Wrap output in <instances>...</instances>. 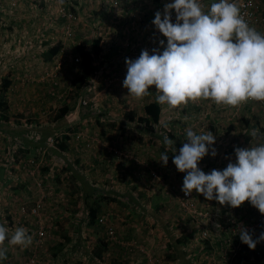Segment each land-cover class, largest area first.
<instances>
[{
  "label": "rangeland",
  "instance_id": "obj_1",
  "mask_svg": "<svg viewBox=\"0 0 264 264\" xmlns=\"http://www.w3.org/2000/svg\"><path fill=\"white\" fill-rule=\"evenodd\" d=\"M172 2L0 0V84L6 74L12 82L5 94L11 121L0 117V224L9 229V238L17 227L27 229L32 238L27 247L9 246L5 241L7 259L0 264H88L91 232L82 224L83 212L78 216L71 211L85 210V200L95 209L107 197L112 203L106 207L115 204L124 214L130 213L128 219L120 216L116 220L137 228L148 226L130 244L135 252L130 260L175 264L168 260L170 256L177 264L264 263V241L252 250L239 236L245 228L258 239L264 232V215L247 201L232 208L208 201L195 191L190 196L192 207L186 209L182 191L186 174L177 170L174 153L164 143L171 133L186 141L188 128L197 134L211 131L217 155L209 152L198 167L206 174L223 170L236 162L235 149L264 144V116L259 107L246 103L231 107L201 99L177 108L161 104L160 121L150 127L118 121L127 111L143 115V106L154 99L153 89L157 95L155 86L142 99L129 95L123 87L125 60L137 59L145 49L150 54L153 49L163 51L159 42L163 40L166 47L167 40L152 21L157 11L163 14L165 5ZM199 2L208 12L206 0ZM64 12L74 19L68 22ZM95 39L100 41L101 52L92 57L93 77L77 87L78 50L90 52ZM140 40L147 47L140 46ZM59 43V54L43 62L42 53ZM76 96L78 106L61 117L59 108ZM253 130H257L255 137ZM62 133L79 137L70 140L76 153H60L56 148ZM35 135L41 138L34 140ZM98 153L110 157L98 159ZM163 153L168 155L166 166L161 161ZM109 178L113 188L108 194L104 183ZM134 196L137 205L123 204V198ZM153 196L164 207L161 219L147 213V200ZM183 233L190 235L186 251L177 243ZM174 242L178 245L172 250L168 244ZM76 249H81V260L73 255L80 252Z\"/></svg>",
  "mask_w": 264,
  "mask_h": 264
},
{
  "label": "clouds",
  "instance_id": "obj_2",
  "mask_svg": "<svg viewBox=\"0 0 264 264\" xmlns=\"http://www.w3.org/2000/svg\"><path fill=\"white\" fill-rule=\"evenodd\" d=\"M175 12V23L172 12ZM166 38L159 42L163 51L142 50L135 59L125 60L127 74L123 87L129 95L142 99L155 86L156 102L169 108L186 105L189 101L211 100L217 105L238 107L249 100L264 101V34L250 27L240 9L229 0L212 3L207 13L199 0H173L157 11L152 21ZM257 135L253 130L252 136ZM187 142L176 154L174 141L167 136L164 143L173 154V164L185 173L182 191L191 196L193 191L208 201L239 208L246 201L264 215V144L235 149L236 162L223 170L213 169L206 174L198 164L211 152L216 137L211 131L202 134L186 129ZM166 166L167 153L161 155ZM214 227L220 230V225ZM9 229L0 224V260L7 259L9 246L27 247L32 238L24 227ZM240 240L254 250L264 241L241 228Z\"/></svg>",
  "mask_w": 264,
  "mask_h": 264
},
{
  "label": "crops",
  "instance_id": "obj_3",
  "mask_svg": "<svg viewBox=\"0 0 264 264\" xmlns=\"http://www.w3.org/2000/svg\"><path fill=\"white\" fill-rule=\"evenodd\" d=\"M215 2H218V0H206V3H204V4H206L208 6V8H210L211 4L215 3ZM263 5H264V0H260V6H261V10H262V18L264 20V6ZM204 12L206 13L207 11H204ZM19 25H21V24H19ZM257 31L260 32L261 34H264V21L257 28ZM143 36H144V32L143 31L139 32V37L142 38ZM28 40H31V39H28ZM31 42L33 44L32 40H31ZM143 42H144L143 40H140L138 42V44H140V46L147 47L145 44H143ZM152 92H153V98L154 99H152L151 101L156 100V96H157V95H154L155 94L154 89ZM160 106H161V115H162L163 109H162L161 104H160ZM120 119H123L122 120L123 125L129 124L122 117L119 118L118 121H120ZM211 120L214 121L215 119H211ZM212 121H210V122L213 123ZM62 134H64V133H62ZM33 138H34V140H37L38 138H41V136L35 135V137H33ZM72 138L79 139V137L77 135L75 137H71L70 140ZM29 140H33V139L29 138ZM70 140L68 142L69 143V150L66 152H70L71 154H74L77 152L78 149L74 148V145H73L74 143L73 142L71 143ZM85 150L86 149H84L82 151L85 152ZM108 150H110V149H108ZM60 153H65V152L60 151ZM97 156H98V159H99V157H101L102 159H104L106 157H110L108 155H105L104 153H98ZM109 179L110 180L107 181V183L109 185L104 183L106 185V190H107L108 194H109V192H112V188H113L112 178H109ZM104 180H106V179H104ZM127 198H123V204H128V201H131L133 204H136V205L139 203L138 198L135 196L130 197L128 199ZM110 200L111 199H108V197H107V199H105V201L103 200L104 202H100V204L95 207V209L97 210V214H98L97 219H99L100 217L106 218V220L104 221L103 224L96 223L95 225H91L89 223V221H88L89 212L88 211L92 207L91 206L89 207L88 201H86V200H85V206H84L85 210L80 211L81 208H79V210L76 209V210L71 211V212H74L75 215L78 214V216L81 212H83V218H82L83 223L82 224L88 225L87 229L89 232H91L88 234L89 235L88 238L91 239V243H92V247L90 249L91 254L90 253L88 254V259H89L88 264H141L137 261V259H134V258H132L131 260L129 259L130 258L129 255H131V254L135 255V252H133L132 249H130V244H132V245L134 244V242H135L134 237L135 236L144 235L145 232L148 230V226H146V227L140 226L141 228L140 227L137 228V225L132 226L128 222H126V224H124L123 220H121V221L116 220L115 218H118L120 216L122 217V219L124 217L128 219V217H126V215H129L130 213L124 214L122 208L117 207L115 204L112 205L113 209L106 207L107 205H109V203H112V202H110ZM147 201L149 203L147 213L150 216L154 217L155 220H157L156 218L161 219V217L163 216L162 209L164 207H161V202L159 201L158 197L153 196L152 198L148 199ZM108 209H110L113 212L107 213ZM108 229H111L113 231V237L112 238H110L107 234ZM182 235H183V237L178 239L177 243L179 244L181 250L186 251L184 249V247L188 246L187 240L189 239L190 235H188V234L185 235L184 233ZM124 236H126V238ZM177 243L174 242L173 243L174 245L171 243L168 245H169V247L171 246L170 248L172 250H174L175 246L178 245ZM206 245H209V243H206ZM217 245H218V243H217ZM76 250H79L80 252H77L75 254L74 253L75 251H74L73 255L74 256L77 255V258H78V257H80L81 249H76ZM152 250H153V248H152ZM123 256H126V258H123ZM157 256L158 255H156V253H155V257H157ZM167 258H168V260L172 261L171 263L177 264V262H178L175 258H172L170 256H168ZM124 259L126 260L125 262H123ZM78 260H81V259L78 258ZM184 263H185V261H184Z\"/></svg>",
  "mask_w": 264,
  "mask_h": 264
},
{
  "label": "trees",
  "instance_id": "obj_4",
  "mask_svg": "<svg viewBox=\"0 0 264 264\" xmlns=\"http://www.w3.org/2000/svg\"><path fill=\"white\" fill-rule=\"evenodd\" d=\"M62 49V45L56 44L54 46L49 47L45 52L42 53L41 58L43 62H51L54 57H56L60 50ZM79 54L81 57V69L80 75L76 79L78 82L77 87L79 85H84L89 77H93L94 67L92 66V57H98L100 55V41L95 39L92 42L91 51L88 52L85 48H79ZM8 74L1 79L0 84V117L3 121L10 122L11 119L7 113V99L5 94L8 88L12 85L11 80L8 78ZM78 106V98L77 96L72 98L71 102L61 106L59 108V115L61 117L66 116L68 113L75 110ZM122 118L129 124H139L143 125L145 128L150 127L152 124H158L161 118V106L156 102V100L149 101L143 106V115L139 116L134 111H127L123 114ZM167 137L174 141V147L178 150L183 146L186 141L182 139L181 136H176L173 133L168 134ZM69 140L70 136L68 133H64L59 136L58 141L56 142V148L61 152H66L69 150ZM156 206V205H155ZM159 207V206H158ZM97 210L91 208L90 213L88 214V221L91 225H95L98 223L97 219Z\"/></svg>",
  "mask_w": 264,
  "mask_h": 264
},
{
  "label": "built area",
  "instance_id": "obj_5",
  "mask_svg": "<svg viewBox=\"0 0 264 264\" xmlns=\"http://www.w3.org/2000/svg\"><path fill=\"white\" fill-rule=\"evenodd\" d=\"M229 2H233L237 5V7L240 9L241 15L243 16V18L249 24L250 27H253L257 30V28L264 21L262 18L260 0H229ZM63 16L64 18H66L68 22L74 19V16L69 12H64ZM75 62H78V59H75ZM82 104L86 105L87 103L85 101H82ZM246 104L259 107L262 115L264 116V101L249 100ZM184 200H185L184 206L186 207V209L192 207V203L190 202V196L184 195ZM105 220H106L105 217H100L98 219V223L103 224ZM107 234L110 238L113 237V231L111 229H108ZM203 234L205 235V233ZM39 235L43 236L44 233L40 232Z\"/></svg>",
  "mask_w": 264,
  "mask_h": 264
}]
</instances>
